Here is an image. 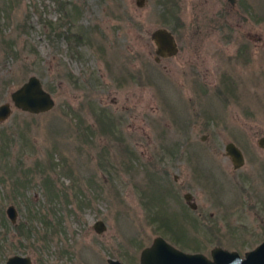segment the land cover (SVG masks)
<instances>
[{
	"label": "rangeland",
	"instance_id": "1",
	"mask_svg": "<svg viewBox=\"0 0 264 264\" xmlns=\"http://www.w3.org/2000/svg\"><path fill=\"white\" fill-rule=\"evenodd\" d=\"M249 2L214 34L203 0H0V104L32 74L55 101L0 121L1 254L140 264L156 235L209 257L264 238V0ZM158 26L179 50L155 60Z\"/></svg>",
	"mask_w": 264,
	"mask_h": 264
},
{
	"label": "water",
	"instance_id": "2",
	"mask_svg": "<svg viewBox=\"0 0 264 264\" xmlns=\"http://www.w3.org/2000/svg\"><path fill=\"white\" fill-rule=\"evenodd\" d=\"M142 5L144 0H136ZM150 37L155 44L156 59L159 56H171L178 51L177 41L172 31L165 26L152 29ZM10 101L0 104V121L6 119L12 106L31 113L45 112L51 109L55 103L51 93L46 90L40 78L32 74L10 93ZM204 137V136H203ZM259 146L264 147V135L257 139ZM225 154L230 158L234 168L244 163V154L234 141H227L224 145ZM185 199L192 208L196 207L190 202L191 193L184 194ZM6 213L11 220L17 214L13 204H9ZM97 231L105 228L104 221L97 219L93 223ZM110 264H125L119 259L108 258ZM28 255L15 254L8 258L6 264H30ZM140 264H264V238L253 248L246 250L241 255L237 250H230L221 246H214L210 250V257L202 252H188L174 246L163 236L156 235L151 243L140 251Z\"/></svg>",
	"mask_w": 264,
	"mask_h": 264
},
{
	"label": "flooded vegetation",
	"instance_id": "3",
	"mask_svg": "<svg viewBox=\"0 0 264 264\" xmlns=\"http://www.w3.org/2000/svg\"><path fill=\"white\" fill-rule=\"evenodd\" d=\"M205 1V3H213V7H208L207 10H206V19H207V25L209 26V28L211 29V31H213L214 34H225L226 33V30L230 31L232 29H234L237 26H240L241 23L240 21L238 22H234L233 24L232 23H229L231 22V20L234 18V15L233 14H230L228 16L227 13H232V11H234L235 14L239 15V17H241V19L243 20H246L248 21L249 20V13H253L251 10H252V6L250 5V2L249 0H203ZM235 8L234 10L230 9V8ZM248 14V15H247ZM233 17V18H232ZM257 20V19H256ZM234 27V28H233ZM171 30V29H170ZM172 31V30H171ZM173 33V31H172ZM230 33V32H229ZM174 34V33H173ZM175 36V34H174ZM151 38V37H150ZM175 39L177 41V38L175 36ZM152 40V39H151ZM153 41V40H152ZM154 43V42H153ZM155 45V44H154ZM177 45H178V41H177ZM155 50V49H154ZM178 50H179V45H178ZM178 52V51H177ZM176 52V53H177ZM175 53V54H176ZM174 54V55H175ZM157 56V54H156ZM156 56H155V60H158L156 59ZM173 56V55H171ZM160 57H168V56H159ZM225 152V150H224ZM230 159V158H229ZM233 166V165H232ZM174 178H176V176H174ZM186 192H189L191 193L190 191H185L183 193V198L185 199L184 197V194ZM187 205L192 208L189 203L187 202V200L185 199ZM190 202H194L196 204V207L197 208V203L191 193V197H190ZM12 204V203H10ZM9 205V204H8ZM7 205V206H8ZM14 205V204H13ZM6 206V208H7ZM6 208H5V212H6ZM16 208V207H15ZM195 208H192V209H195ZM17 211V209H16ZM7 214V213H6ZM8 216V215H7ZM9 218V217H8ZM10 219V218H9ZM10 221L12 223H14V220H11ZM16 226V225H15ZM1 228V226H0ZM4 228V227H3ZM5 229V228H4ZM17 230V229H16ZM3 233H7V231H4ZM0 237L2 238V233L0 232ZM1 241V239H0ZM4 248L3 246L1 245V242H0V251H2ZM15 254H20V255H28L29 258H30V264H38L36 259L32 258L29 254H22V253H12V254H8V255H4V254H1L0 253V257H4V262L2 264H6L7 260L9 257H11L12 255H15ZM108 258H111V257H108ZM108 258H107V261H108ZM112 259H117V258H112ZM121 261V260H120ZM123 262V261H122ZM109 263V261H108ZM125 263V262H124ZM139 263H140V254H139ZM40 264V263H39ZM65 264H79V263H65ZM126 264V263H125Z\"/></svg>",
	"mask_w": 264,
	"mask_h": 264
},
{
	"label": "trees",
	"instance_id": "4",
	"mask_svg": "<svg viewBox=\"0 0 264 264\" xmlns=\"http://www.w3.org/2000/svg\"><path fill=\"white\" fill-rule=\"evenodd\" d=\"M80 40V39H79ZM96 116H97V118H98V120H99V122H100V124L102 125V128L104 127V122L106 121V120H108L107 119V115L104 113V111H101V112H99L98 114H96ZM109 121V120H108ZM109 123H110V121H109ZM110 125H111V123H110ZM51 186H53V185H51Z\"/></svg>",
	"mask_w": 264,
	"mask_h": 264
}]
</instances>
